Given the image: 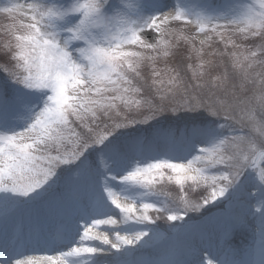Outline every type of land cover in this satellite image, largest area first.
<instances>
[{"label":"snow or ice","instance_id":"1","mask_svg":"<svg viewBox=\"0 0 264 264\" xmlns=\"http://www.w3.org/2000/svg\"><path fill=\"white\" fill-rule=\"evenodd\" d=\"M0 14V204L55 198L62 173L65 194L82 179L94 191L55 254L0 264H96L106 250L137 264L128 256L160 238L158 220L176 230L234 204L241 212L215 219L224 239L257 221L247 258L209 246L193 264H264V70L253 72L264 69V0H0ZM165 182L177 196L158 190Z\"/></svg>","mask_w":264,"mask_h":264},{"label":"bare ground","instance_id":"2","mask_svg":"<svg viewBox=\"0 0 264 264\" xmlns=\"http://www.w3.org/2000/svg\"><path fill=\"white\" fill-rule=\"evenodd\" d=\"M254 203V202H253ZM241 207L238 204L233 205V209H231V213L236 214L241 212ZM53 216V215H52ZM204 222L205 224L208 223ZM68 223L61 221V223L58 225L60 228L61 233L64 230V227ZM257 221L253 220L250 216L247 220V227L244 229H237L233 231L228 238L224 239L221 236V233L219 231V228L215 224H207L202 225L198 228L197 232L193 234L190 238H184L181 242V244H177L175 242L169 241V242H161L159 240H152L148 245H141L137 246L133 249V252L130 256H128L129 261H136L137 264H142L140 262L141 259H148V262L150 261H160L164 259H181L184 261L190 262V264H193V262H198L200 257L202 256V253L198 251L195 246H201L202 249L207 248L209 246L212 247L213 250L219 251L221 259H225L229 261L230 259H235L237 261L243 260L247 258L248 250L244 246H241L240 242L237 239H234L236 231H248V233L253 234L256 231ZM105 229L101 228L96 230L97 234L103 232ZM55 227L54 226H44V225H38L35 228L31 227H24L22 228L19 233L15 235H11V244L7 247L8 255L6 257H12V258H22L29 255H36V254H43V253H52L59 248L62 247V244L60 243L59 239H55L56 241L50 242V240H53V237H58L59 234L54 233L53 235H50L49 232H54ZM124 234L123 232L121 235ZM239 235V234H238ZM6 237H8V234H6ZM5 237V238H6ZM1 240L0 242L2 245H4V241ZM109 239L111 242H115L114 234L109 232ZM45 240H48L49 242L53 244V247H55V251H52L51 248H48L45 252H36L31 253L30 251H27V248L30 246L35 245L37 246V250L40 244H43ZM232 241V249L234 251V254L230 256L229 251H227L226 243H229V241ZM249 241L252 242L253 238H249ZM96 245L104 247L105 249H110V245H100L99 241L94 242ZM3 247V246H1ZM0 247V248H1ZM243 254V255H241ZM150 256V257H149ZM5 257V258H6ZM5 258L0 257V260H4ZM96 264H117L116 261V255L114 254V250H106L104 252L98 253L94 257ZM147 264V263H146Z\"/></svg>","mask_w":264,"mask_h":264},{"label":"rangeland","instance_id":"3","mask_svg":"<svg viewBox=\"0 0 264 264\" xmlns=\"http://www.w3.org/2000/svg\"><path fill=\"white\" fill-rule=\"evenodd\" d=\"M6 22H7L6 17L3 14H0V44H2L5 39H7L6 35L4 34V30H3V26L5 25ZM170 27L174 28V29H177V30L183 29L185 34L189 35V36H191L194 33V31H195L194 28L191 25H182V24H179V23H174V24L170 25ZM233 38L237 41V43H244V44L252 46V47H254L255 45H258V44L261 43L260 40L241 41L239 36H235ZM200 39H203V36L197 37L196 41H194V43L196 44L197 47H199L198 41ZM186 46L188 47V45H186ZM220 48L224 49V46L222 44H218V43H215V42L212 44V49H220ZM234 50L235 51H241L242 49H231V52L234 51ZM206 51H211V49H207ZM221 51H223V50H221ZM225 61H227L226 58H225ZM188 63L195 64V62L192 59L190 61H187V60L185 61V64H188ZM167 64L168 65H174V61L168 60ZM157 67L161 68V69L165 68V61H163V60L158 61L157 62ZM261 70H264V69H262L260 66H257L256 68L253 69V72H258V71H261ZM144 72H145V75H149V72H148L147 68H145ZM182 74L186 75L187 78L190 80V78H189V74L191 75L190 72H187V70L185 69V71ZM205 79H207V77H205ZM146 94L147 93H145V95ZM59 183H61V185L63 186L64 185V178H62ZM158 187H163L165 189H169L171 193H174L176 196L178 195V189L176 188V186L174 184H168L167 182H165L164 184L159 185ZM63 190H64V187H63ZM72 191H75L76 193H78L80 191L79 201H81L83 199H91L92 200V198L94 196V191H93L91 185L86 180H83V179L80 180L79 183L74 185ZM61 194L64 195L65 193L62 191ZM56 195H58V193H56ZM198 195H199L198 193L189 192V196H192V197H190L192 199H196L198 197ZM60 202L61 201L57 202L55 199H47V200L41 202V206H38V204H37L38 208H37V206L34 207L32 205H29V206L26 207L25 216L26 217H28V216L32 217L33 218L32 219L33 220V224L37 223V221H34V220H38V221L43 222L41 219H39L37 217L36 213H39L41 215L42 214V213H40L41 210H43V211L48 210L47 208H50V206H52V204L56 205L58 208L57 209H55V208L51 209V211L54 210V211L59 212L60 216L62 215V217L66 213L73 212V210L75 208L74 205H72V204L68 205L67 203H64L63 206H61V204L59 206L58 204ZM16 204L11 205L9 207V209L7 210V212L11 211L12 208H14V206ZM211 207L212 206H210L209 209H211ZM3 209H4L3 205L0 204V210H3ZM229 212H231V209L223 207L222 209H219L217 211L211 212L209 215L207 214L204 217H200L198 220H195L196 221L195 223L191 222L193 224L189 223L187 225H184L183 227H177L176 230L172 229V232L169 235H167V234L164 235L162 232H160V230H157L155 228V231L160 234V238L156 239V240L164 241V242L172 241V242H176L177 244H179V243H181L182 238L186 237V235L188 234L189 230H191L196 225H200V224H202V225L215 224L217 226V228H218L217 219H215V218H218L222 214L229 213ZM150 214H152V213H150ZM5 215H7V214H5ZM5 215H3V217H1L2 215L0 214V223H7L10 226L13 225V224H16V220H17L16 218H15V221L13 223V222L9 221L8 220L9 217L5 216ZM196 215H198V213H190V217H194ZM199 216H201V215L199 214ZM36 217H37V219H36ZM160 220L162 222H166L163 225V227H165L168 224V222L165 219H160ZM160 220H158V222ZM207 221H209V222L205 224L204 222H207ZM52 222L54 224H57L58 220L57 219L56 220L53 219ZM180 223L181 222H176V224H179V225H180ZM168 226H169V224H168ZM187 227H189V228L187 229ZM185 228H186V230H184ZM170 229H171V227H170ZM182 230H184L183 233H181ZM236 233L239 234V236H237L238 234L236 235V239L240 242V244L242 246H244L246 249H249V246L252 244V242L249 241V238H253V236H252L253 234L248 233V231H246V232L244 231L243 233L241 231H236Z\"/></svg>","mask_w":264,"mask_h":264},{"label":"trees","instance_id":"4","mask_svg":"<svg viewBox=\"0 0 264 264\" xmlns=\"http://www.w3.org/2000/svg\"><path fill=\"white\" fill-rule=\"evenodd\" d=\"M231 49H232V48H229L228 51L231 52ZM225 58H226V60H227V57H225ZM192 65L195 66L196 63H195V64H192ZM189 78L191 79V75H190V74H189ZM146 95H147V94H146ZM163 123H166V121L163 122ZM168 190H169V189H168ZM169 191H170V190H169ZM173 197H175V196L173 195ZM190 197H192V196H190Z\"/></svg>","mask_w":264,"mask_h":264}]
</instances>
